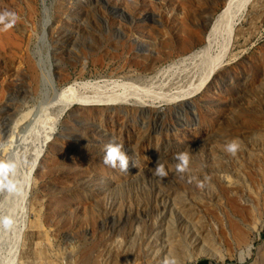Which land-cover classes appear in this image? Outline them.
<instances>
[{
    "label": "rangeland",
    "instance_id": "1",
    "mask_svg": "<svg viewBox=\"0 0 264 264\" xmlns=\"http://www.w3.org/2000/svg\"><path fill=\"white\" fill-rule=\"evenodd\" d=\"M240 3L0 0L19 17L0 30V264L225 262L253 250L264 0L243 16ZM113 137L127 172L103 163Z\"/></svg>",
    "mask_w": 264,
    "mask_h": 264
},
{
    "label": "clouds",
    "instance_id": "2",
    "mask_svg": "<svg viewBox=\"0 0 264 264\" xmlns=\"http://www.w3.org/2000/svg\"><path fill=\"white\" fill-rule=\"evenodd\" d=\"M18 19V15L13 11L6 10L0 12V25H2V28H0V30H7L12 28L16 24ZM238 149L239 142L237 140H233L226 144V151L232 155H236ZM176 159L179 161V163L177 164V170L180 172L186 171L190 162L189 153H178L176 155ZM129 162L130 157L126 152L124 145L122 143H119L117 139L113 137L105 145V155L103 157V163L111 168L115 169L119 167L121 171L127 172ZM153 169V174L160 179H163L168 175L164 165L160 161V157L157 159L155 167Z\"/></svg>",
    "mask_w": 264,
    "mask_h": 264
},
{
    "label": "crops",
    "instance_id": "3",
    "mask_svg": "<svg viewBox=\"0 0 264 264\" xmlns=\"http://www.w3.org/2000/svg\"><path fill=\"white\" fill-rule=\"evenodd\" d=\"M185 264H264V233L257 240L253 250L241 255L236 260L217 262L210 259H196L186 262Z\"/></svg>",
    "mask_w": 264,
    "mask_h": 264
},
{
    "label": "bare ground",
    "instance_id": "4",
    "mask_svg": "<svg viewBox=\"0 0 264 264\" xmlns=\"http://www.w3.org/2000/svg\"><path fill=\"white\" fill-rule=\"evenodd\" d=\"M230 1L231 0H228V3H230ZM250 1L251 0H241V3H240V7H239V9H238V11H240V14H241V16H243V15H245L247 12H248V7H249V4H250ZM237 29V28H236ZM235 29V30H236ZM238 30V29H237ZM236 30V31H237ZM233 32H234V26H232V28H230L229 29V33H228V41H230L231 39H235V38H233V36H232V34H233ZM235 34V33H234ZM237 34H235V36H236ZM233 41V40H232ZM209 44V43H208ZM234 44V43H233ZM233 46V45H232ZM231 46V47H232ZM200 50V49H199ZM202 50V49H201ZM195 53V52H194ZM193 53V54H194ZM196 54V53H195ZM194 54V55H195ZM200 56V55H199ZM222 57V56H221ZM187 57L186 56H183V58H181V60H185ZM219 59V58H218ZM218 59H217V62H218ZM178 66V65H177ZM172 67V66H171ZM199 87V86H198ZM186 95V94H185ZM84 101H89V99H87V100H84Z\"/></svg>",
    "mask_w": 264,
    "mask_h": 264
}]
</instances>
